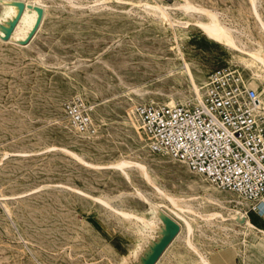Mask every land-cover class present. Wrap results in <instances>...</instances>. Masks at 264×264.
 <instances>
[{
  "label": "rangeland",
  "instance_id": "374dc122",
  "mask_svg": "<svg viewBox=\"0 0 264 264\" xmlns=\"http://www.w3.org/2000/svg\"><path fill=\"white\" fill-rule=\"evenodd\" d=\"M6 1L0 0V16ZM40 1L45 16L25 43L0 37V264H136L148 243L155 246L143 264H201L184 240L181 222L157 221L140 193L165 205L166 212L174 207L156 187L191 200L203 214L221 211L227 218V210L206 199L233 209L242 199L215 189L185 164L152 153L132 110L147 101L197 102L185 63L203 94L208 74L231 65L264 102V78L254 80L246 56L195 26L203 17L184 13L185 0ZM188 1L220 13L248 49L264 43L248 0ZM154 6H165L169 25ZM258 10L264 20V0H258ZM76 96L90 106L89 132L74 129L65 110ZM121 160L144 164L150 179L135 165L125 170L129 177L119 169L91 166ZM247 204L241 208L260 229L263 217L249 213ZM186 216L195 226L193 244L212 264H264L259 246L264 235L258 230L245 243L243 229L233 221Z\"/></svg>",
  "mask_w": 264,
  "mask_h": 264
},
{
  "label": "built area",
  "instance_id": "2783aa9c",
  "mask_svg": "<svg viewBox=\"0 0 264 264\" xmlns=\"http://www.w3.org/2000/svg\"><path fill=\"white\" fill-rule=\"evenodd\" d=\"M201 102L173 107L139 102L132 110L151 152L185 164L216 186L251 202L264 218V103L238 67L221 66L203 84ZM74 129L93 127L90 106L79 96L65 104Z\"/></svg>",
  "mask_w": 264,
  "mask_h": 264
},
{
  "label": "bare ground",
  "instance_id": "6f19581e",
  "mask_svg": "<svg viewBox=\"0 0 264 264\" xmlns=\"http://www.w3.org/2000/svg\"><path fill=\"white\" fill-rule=\"evenodd\" d=\"M100 1L108 2L110 0H100ZM248 1L250 2L251 8L253 9V12L255 13V16H256L255 18H257V21L260 26V30L264 36V20L262 19L259 13V10H258V0H248ZM2 3L4 4L5 8H4V14L0 16V37L4 38L8 36V39L13 42H17L19 44L25 43V41L28 38H30V36L38 28V26L40 25V22L45 16V6L41 3L40 0H33V1L8 0ZM154 8L160 11L159 14H160V18L162 19V21L166 25H169L170 22L166 16L167 14L165 15L164 13L165 6L163 7L164 9L160 8V6L159 7L154 6ZM180 9L181 10L183 9V11L185 10L186 12L197 13L198 15L203 17V19H199L198 21L196 20L195 26H197L208 38L216 41L217 43L222 44L223 46H225L231 51L239 52L242 55L246 56V58H244L243 60H244L245 65L253 71L254 80L260 81L264 78V43L255 42L256 47L254 49H248L245 43H243L239 39L238 32L234 30L232 27H228L225 23L221 21L219 17L220 13L218 14L217 12H214L212 10H208L201 6L194 5L188 0H185V3L180 6ZM182 24L183 26L184 25L186 26L190 23L185 22ZM257 69L262 70V72L257 71ZM183 70L186 76L188 77L190 84H192V90L194 92L196 101L201 102L203 100L204 94L202 92V89L200 88V86L197 84L195 80V76H194V73L190 65L188 63H185L183 65ZM129 92L140 95V96L143 95L141 93L142 91L139 89H129ZM259 95H260V99L262 100V97H261L262 95L260 93ZM177 104H179V102L175 99L167 102V106H170V107H173L174 105H177ZM67 152L75 156L81 162L86 163L83 161L82 158L78 157L74 153L69 152V151ZM133 165L142 169L145 175L150 179V175L148 174V169L142 163H133V162H129L126 160H121L117 163L106 165V166H99V165H91V166L100 168V169H104V168L119 169L123 171L127 175V177H129L125 170L127 168H130ZM199 176L204 181L208 182L215 189L226 191L227 193L234 194L238 198L242 199V200L237 201L238 207H235L234 209L224 207L219 201H217L214 198L206 199L207 201L214 203L215 205H218L221 208V210H227L229 212V218L225 217L221 211L213 212L209 214H203L197 211L196 208H194L193 204H191L192 202L191 200L189 201H187L186 199L181 200L174 196L165 194L158 187H156V190L162 195H164L166 200L170 201L174 209L167 207L168 212H166L165 210H163V208L166 207L165 205L154 204L147 197H145L142 193H140V195L144 199L150 202L151 207L156 213V220L162 223L163 225L165 224V220L170 217H172L175 220L176 219L179 220L181 222L182 230L184 231V234H185L184 240L188 244V246H190L198 254L201 264H212L209 261V259L203 254H201L199 250L196 248V246L193 244L192 237L195 232V226L187 218L186 213H189L190 216L199 215L201 219H203L204 222H207V223H211L216 220L219 221L220 224H223L229 221L235 222L241 229H243L241 233L243 236H245V240H244L245 243H246V238L250 236V233L251 232L255 233L257 229L253 225L251 218L248 215V212L246 211V209L241 208V207H246V205H248L247 203L251 205V202L243 199L241 196H239L237 193L231 190L223 189V188L216 186L215 184L211 183L206 177L202 175H199ZM119 213L127 218H135L139 222L146 223V220L142 217H139V216H136L131 213L124 212V211H119ZM261 233L264 235L263 232ZM154 246H155V243H148L146 245H143V247L140 250V254L137 257L138 260L136 264H143L144 263L143 260L146 259L151 254ZM259 246H260V249L264 253V240L259 242Z\"/></svg>",
  "mask_w": 264,
  "mask_h": 264
},
{
  "label": "crops",
  "instance_id": "0c3cea01",
  "mask_svg": "<svg viewBox=\"0 0 264 264\" xmlns=\"http://www.w3.org/2000/svg\"><path fill=\"white\" fill-rule=\"evenodd\" d=\"M259 224L262 225V227L260 228V229H262V230L257 229L256 227H255V228H256L260 233H261V232L264 233V218H261V220L259 221ZM215 262H216V264H224V260H219V261H216V260H215ZM226 264H228V263H226ZM229 264H231V263H229ZM232 264H236V263H232Z\"/></svg>",
  "mask_w": 264,
  "mask_h": 264
}]
</instances>
